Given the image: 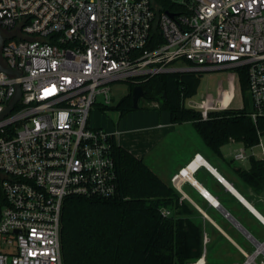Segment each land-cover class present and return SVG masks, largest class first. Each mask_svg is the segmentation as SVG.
Masks as SVG:
<instances>
[{
	"label": "built area",
	"instance_id": "built-area-1",
	"mask_svg": "<svg viewBox=\"0 0 264 264\" xmlns=\"http://www.w3.org/2000/svg\"><path fill=\"white\" fill-rule=\"evenodd\" d=\"M173 1L160 10L155 0H0V264H64L66 197L117 194L119 131L89 123L95 104L111 102L114 81L244 68L247 114L254 122L264 116V0ZM235 96L219 88L187 106L207 118ZM251 155L264 161L262 136L234 157ZM196 159L195 167L205 162L197 153L188 165Z\"/></svg>",
	"mask_w": 264,
	"mask_h": 264
},
{
	"label": "trees",
	"instance_id": "trees-1",
	"mask_svg": "<svg viewBox=\"0 0 264 264\" xmlns=\"http://www.w3.org/2000/svg\"><path fill=\"white\" fill-rule=\"evenodd\" d=\"M155 1L161 4L160 10L177 5L173 0ZM201 78V72L195 71L157 73L141 82L144 98L157 100L160 108L169 110L172 122H192L205 143L216 152L230 142L242 143L246 148L258 144L264 135V116L254 122L247 114L246 70L238 71L243 107L210 110L207 118L202 117L201 110L185 103L197 94ZM129 85L127 94L112 107L120 114L135 109L132 101L135 83ZM113 154L118 174L117 194L109 198L69 195L64 201L61 229L64 264H191L203 256L205 249L209 257L211 244L222 234L213 227L207 232L201 220L185 215L191 208L187 201H181L180 193L115 138ZM249 163L248 169L237 171L260 192L264 190V161L251 155ZM4 204L0 183V216ZM163 207L172 214L163 215ZM173 208L177 210L173 212ZM232 213L237 216L236 211ZM240 220L258 236L254 228ZM239 243L246 248L243 241Z\"/></svg>",
	"mask_w": 264,
	"mask_h": 264
},
{
	"label": "crops",
	"instance_id": "crops-1",
	"mask_svg": "<svg viewBox=\"0 0 264 264\" xmlns=\"http://www.w3.org/2000/svg\"><path fill=\"white\" fill-rule=\"evenodd\" d=\"M117 131H119L117 134L119 143L136 156L144 159L152 149V170L180 193L181 201L188 202L191 212L189 211L190 214L189 212L184 213L185 215L201 220L207 232L209 227H213L222 234L219 240L211 244L210 249H227L234 254L239 253L240 250L247 256L249 254L245 249L250 248L252 254L258 249V245L224 211V209L229 211L247 228L240 218L245 220L247 225L256 230L257 237L247 228L254 237L260 242L264 241V221L241 199L243 197L250 203L264 219V190L256 192L237 171L239 168L248 169L250 167L249 159L239 160L234 157L235 153L244 147L242 143L240 147L234 148L236 150L234 153L225 152L224 145L220 152H216L205 143L192 122L174 123L165 117L162 121L161 115L159 121H152V128L149 131L137 132V135ZM125 134L130 137L127 138L129 141L121 143V136ZM133 136H137L139 145L133 144V139H131ZM197 153L205 162L194 168L188 164ZM182 168L184 170L173 178ZM219 177H222L223 181ZM204 190L208 195L203 192ZM216 202L217 205L214 204ZM175 210L177 209H172L173 212ZM232 210L237 212V216L232 213ZM222 237L227 238L228 241H223ZM206 238L208 240L207 235ZM238 240L243 241L246 246L249 240L252 246L244 248ZM259 249L256 256H260L259 263L264 264V253H262L264 246L260 245Z\"/></svg>",
	"mask_w": 264,
	"mask_h": 264
},
{
	"label": "rangeland",
	"instance_id": "rangeland-1",
	"mask_svg": "<svg viewBox=\"0 0 264 264\" xmlns=\"http://www.w3.org/2000/svg\"><path fill=\"white\" fill-rule=\"evenodd\" d=\"M201 74L202 78L200 86L198 88V92L196 95L191 97L192 100L200 101L206 96L216 97L219 88H233L236 93V96L232 104L223 109H238L243 106L244 101L240 91L238 82V72L236 69L222 68L214 70H205L201 71ZM111 86V102L107 104L110 108H106L103 110L100 108L99 104H95L93 106L89 116V123L92 127H101L108 130L109 132L120 130L125 133L127 132L137 135V132L149 131L152 128V121H159L160 115L162 121H164V117L169 118L171 120L169 110L160 108L159 102L157 100H148L144 97L140 98L139 107L130 110L124 114H120L118 110L112 107L115 106L125 94H127L130 85L128 81H114ZM189 100L190 99L185 101L186 105L188 104ZM97 101L100 104H105V101L102 96H98ZM190 127H186V129H190ZM125 135L121 136V143H128L129 140L127 138L130 137H128L127 134ZM131 139H133V144L137 143V145H139L137 141V136H133ZM262 140L264 142V135L262 136ZM149 146L150 148H152L151 145ZM240 146L241 143L239 142H234L231 144L228 143L223 146V149L225 152L231 151L232 153H234V151H236L234 150V148H238ZM255 151L259 153L260 148L256 147ZM144 160L152 169V149L150 153L145 156ZM247 246H252V242L248 240ZM245 250L248 252L249 255L252 254V250L250 248ZM254 250L255 248L253 249V251ZM202 257H205V264H234V262H237L236 264H242L248 256L240 250L239 253L234 254V252L227 249H212L209 251L208 257L207 250L205 249ZM259 259L260 256H255L254 260L251 261L249 264H260ZM241 260H243V262H241Z\"/></svg>",
	"mask_w": 264,
	"mask_h": 264
},
{
	"label": "water",
	"instance_id": "water-1",
	"mask_svg": "<svg viewBox=\"0 0 264 264\" xmlns=\"http://www.w3.org/2000/svg\"><path fill=\"white\" fill-rule=\"evenodd\" d=\"M2 41H3V36L1 35V33H0V46H1V44H2ZM2 68H4V67H2ZM5 70H7L8 72H12V69H8V68H5ZM21 96V90H20V88L18 89V91H17V93H16V95H15V97H14V99L12 100V102H11V105L10 106H8L2 113H1V116L2 115H5V114H7L11 109H12V107L14 106V104L17 102V100L19 99V97ZM145 96V91H144V88H143V86H142V84H136L134 87H133V89H132V101H133V106L135 107V108H137L138 106H139V100H140V98H142V97H144ZM221 178V180L223 181V178L222 177H220ZM206 195H208L207 194V191H203ZM241 199L246 203V205L255 213V211H254V209H253V206L250 204V203H248L247 201H245V199L243 198V197H241ZM218 203H216V205H217ZM224 211L226 212V214L228 215V216H230V218L235 222V224H237L239 227H240V229H242V231L252 240V241H254L257 245H258V249L253 253V254H251V255H248V257H247V259L242 263V264H247V263H249L251 260H250V258H252V260H254V258H255V256H256V253H258L259 251H260V249H259V246L260 245H263L264 246V241L263 242H260V241H258L255 237H254V235L247 229V228H245L237 219H235L230 213H229V211H227V210H225L224 209ZM256 214V213H255ZM257 215V214H256ZM257 216H259V215H257ZM260 217V216H259ZM263 221H264V219L262 218V217H260Z\"/></svg>",
	"mask_w": 264,
	"mask_h": 264
},
{
	"label": "bare ground",
	"instance_id": "bare-ground-1",
	"mask_svg": "<svg viewBox=\"0 0 264 264\" xmlns=\"http://www.w3.org/2000/svg\"><path fill=\"white\" fill-rule=\"evenodd\" d=\"M229 98V93H226V101H227V99ZM197 164V161L195 162V163H193L192 164V167H194L195 165ZM237 192V191H236ZM246 201V200H245ZM217 203V202H216ZM254 209V211H255V213L257 214V215H259L260 217H262V215L255 209V208H253ZM263 218V217H262ZM252 258H250V260H251ZM253 261V260H252ZM204 262V260H200V263H203ZM251 262V261H250ZM249 262V263H250ZM249 263H247V264H249Z\"/></svg>",
	"mask_w": 264,
	"mask_h": 264
}]
</instances>
